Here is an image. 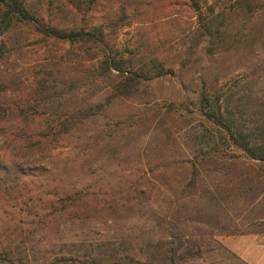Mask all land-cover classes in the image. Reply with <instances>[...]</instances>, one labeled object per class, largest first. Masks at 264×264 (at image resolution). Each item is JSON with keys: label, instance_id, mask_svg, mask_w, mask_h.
Returning <instances> with one entry per match:
<instances>
[{"label": "rangeland", "instance_id": "obj_1", "mask_svg": "<svg viewBox=\"0 0 264 264\" xmlns=\"http://www.w3.org/2000/svg\"><path fill=\"white\" fill-rule=\"evenodd\" d=\"M30 1L58 27L102 26L109 44L151 76L129 98L95 87L82 101L93 111L49 162L38 158L42 174H27L8 196L0 190V264H88L96 254L103 264H249L240 257L246 243L248 258L264 264L253 259L254 246L264 247V164L229 148L223 153L241 165L226 176L244 186L237 196L217 193L216 180L227 179L202 168L204 184L188 187L202 84L230 78L256 89L264 80V0ZM195 2L203 18L212 7L226 44L202 34ZM28 45L23 62L45 57ZM204 187L223 210L203 199ZM64 193L76 195L74 206L59 202Z\"/></svg>", "mask_w": 264, "mask_h": 264}, {"label": "trees", "instance_id": "obj_2", "mask_svg": "<svg viewBox=\"0 0 264 264\" xmlns=\"http://www.w3.org/2000/svg\"><path fill=\"white\" fill-rule=\"evenodd\" d=\"M30 2L0 0V190L7 196L27 174L32 176L33 171L42 174V167L36 165L38 158L49 162V152L55 144L65 141L72 127L82 124L79 119L93 111L90 107L84 109L85 102H82L90 91L105 84L110 86L113 98H129L136 94L138 85L151 76L144 68L137 70L132 56L125 57L109 44L102 26L58 27L43 21L31 10ZM241 4L245 6L247 2ZM201 8L195 2L193 9L198 13L202 34L215 47L214 43L226 44L223 31L214 28L212 7H207L208 16L204 18ZM29 41L43 48L45 57L23 62ZM93 58H97V64L89 63ZM154 70L161 75L163 68L159 65ZM258 85L254 89L252 82H244L242 86L230 78L221 83L202 84L199 110L203 124L201 131L192 136L197 146L195 160L198 164L192 165L188 187L194 189L203 185L204 181L198 182L196 176L200 170L207 169L208 174H220L227 179L220 185L221 177L212 178L217 181L213 187L217 193L225 190L226 198L237 196L244 186L237 181L234 184L235 179L227 177L241 165L234 156L223 153L229 148L264 164V80ZM245 182L253 184L247 178L244 185ZM24 184L27 186L28 181ZM202 190L208 194L203 195L204 200L223 210L205 187ZM76 198L64 193L59 202L70 208ZM216 218L218 222L225 221L221 216ZM97 257L85 261L103 264ZM57 262L56 259L51 264Z\"/></svg>", "mask_w": 264, "mask_h": 264}, {"label": "crops", "instance_id": "obj_3", "mask_svg": "<svg viewBox=\"0 0 264 264\" xmlns=\"http://www.w3.org/2000/svg\"><path fill=\"white\" fill-rule=\"evenodd\" d=\"M250 248V244L246 243V245L244 244V247L240 248L241 249V253H240V257H242L247 263L249 264H256V261H251L252 259H249L248 255L245 253L248 249ZM239 249V250H240ZM255 252L256 253V258H253L255 260H257L259 263H264V247L263 245L259 246H254ZM257 262V263H258Z\"/></svg>", "mask_w": 264, "mask_h": 264}]
</instances>
